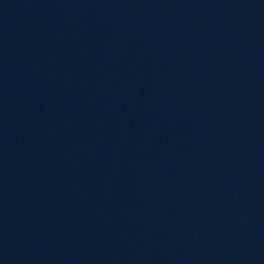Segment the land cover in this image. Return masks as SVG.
Returning <instances> with one entry per match:
<instances>
[{"label": "water", "instance_id": "95a60500", "mask_svg": "<svg viewBox=\"0 0 264 264\" xmlns=\"http://www.w3.org/2000/svg\"><path fill=\"white\" fill-rule=\"evenodd\" d=\"M264 120V0H84Z\"/></svg>", "mask_w": 264, "mask_h": 264}]
</instances>
